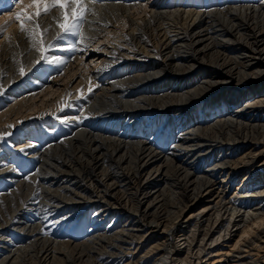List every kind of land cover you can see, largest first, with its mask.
<instances>
[{
	"label": "bare ground",
	"instance_id": "bare-ground-1",
	"mask_svg": "<svg viewBox=\"0 0 264 264\" xmlns=\"http://www.w3.org/2000/svg\"><path fill=\"white\" fill-rule=\"evenodd\" d=\"M123 9L130 41L100 50L98 37L79 61L97 71L119 63L120 47L137 63L108 82L92 73L73 92L123 129L86 124L32 155L40 170L0 193V264H264V0ZM97 13L90 22L105 23ZM145 83L165 89L129 94ZM82 100L83 113L65 117L76 126ZM13 129L1 123L0 135Z\"/></svg>",
	"mask_w": 264,
	"mask_h": 264
},
{
	"label": "rangeland",
	"instance_id": "rangeland-1",
	"mask_svg": "<svg viewBox=\"0 0 264 264\" xmlns=\"http://www.w3.org/2000/svg\"><path fill=\"white\" fill-rule=\"evenodd\" d=\"M126 1L100 0V2L90 5L97 15H99L97 9L102 6L104 7L107 16L106 22L102 23L97 20L95 23H91L90 19H92L93 15L89 14L87 18L88 22L84 24L83 28V39L76 38L78 48L75 52L69 50L70 45L67 40L71 39L70 36L66 37L63 42L55 39L59 29L51 16L43 17L39 21L42 27H50L51 29L45 38L46 43L56 44V47L46 52L45 55L49 57L53 55L60 56L67 61L66 65L47 64L43 61L40 64H36V61L40 57V52L33 48L29 36L20 31V23L14 19L10 20V17L14 13L21 11L23 7L14 6L11 11H0V26H4L5 21H9L5 32L0 34V85L3 84L6 78L18 75L12 84L3 88V94L0 95V124L8 122V125H13L17 121L14 129L9 132L11 135H2L3 138L0 139V145L2 146L0 149V193L8 192V190L11 191L16 186V181L26 179L40 170L41 160L37 157H32V155H41L48 147L55 146L59 142L71 138L76 134L78 128H84L86 124L103 126L106 123H114L117 126L116 129H123V123L116 122V120L112 123L103 120L105 116H110L111 114H104L103 112L88 114L86 111L93 110V100L88 97L82 100L81 95L75 96L73 92L77 85L83 87L81 83L92 73H94L93 75H99L101 82H108V78L110 77H127L132 64L137 63L136 59L125 58L123 50L120 47L116 48V55H111L116 60H120L119 63L108 61L98 66L97 71L92 70V68L90 70L83 68L79 61L81 53L85 51L94 52L90 51V49L98 37L102 43L99 48L100 50H103L106 46H111L110 44L116 40L123 39L125 41L127 39L130 41L133 23H130L128 19H124L123 16L117 17V12L114 11L117 5L124 11L123 4ZM139 1L140 3H144L147 0H131L133 3ZM156 1H159L162 5L177 1L184 2L185 4L192 2L200 6L204 0ZM7 13L11 14L8 18L4 17ZM52 15L55 16L58 13L53 12ZM142 15L143 13L135 16L136 21H139V16ZM141 26L144 29L146 28L143 23ZM92 57H95V55ZM143 63L146 64V62ZM199 66L200 70H203L205 67H208V64L199 63ZM21 67L25 70V75L23 76L20 75ZM101 82L99 84H102ZM168 83H171V81L167 77L160 80V84ZM140 85L135 86L133 92L129 94L149 95L157 93L158 90L165 89V87L161 89L158 86L152 87V85L150 86L147 83ZM15 97L17 100L14 99ZM81 100L84 103L87 102V109L84 111L87 118L85 117L76 126L74 122L70 119H65V117L71 118L74 115H80V112H82L79 109V106L82 104ZM14 104L19 108V114H12L10 117H6L7 113L4 114L3 112ZM16 105L14 106L16 107ZM258 114L261 115L263 112L259 111ZM72 124L73 127L70 126ZM26 144H29L27 145L28 148ZM203 168L205 170L207 167L203 166ZM241 179L242 177L233 184L232 189L238 187ZM30 219L33 218L30 217ZM20 221H25V219H20ZM25 242L26 240L20 239L17 245H22Z\"/></svg>",
	"mask_w": 264,
	"mask_h": 264
},
{
	"label": "snow or ice",
	"instance_id": "snow-or-ice-1",
	"mask_svg": "<svg viewBox=\"0 0 264 264\" xmlns=\"http://www.w3.org/2000/svg\"><path fill=\"white\" fill-rule=\"evenodd\" d=\"M100 0H29L25 4V0H0V11L9 10L12 7L23 5L21 11L14 13L11 19L20 23V31L26 33L32 41V46L40 52V57L36 61V64H40L41 61L47 64L66 65L67 61L60 56H47L46 52L56 47L55 43H46L47 33L51 30L50 27H42L40 20L43 17L51 16L52 20L58 27L59 31L56 34L55 39L63 42L66 37H71L67 42L70 45L71 51L75 52L78 48L76 38L83 39L84 24L87 21L88 15H96L94 9L90 7ZM53 12H57L58 15L53 16ZM9 25V21H5L4 26H0V34H3L6 27ZM20 75H25L23 67L20 68ZM54 78V77H53ZM89 87V91H91ZM3 94V86L0 85V95ZM71 106V105H66ZM79 119V117H77ZM9 127H14L9 125ZM7 135H11L8 133ZM0 135V139H2ZM23 151V150H22Z\"/></svg>",
	"mask_w": 264,
	"mask_h": 264
}]
</instances>
